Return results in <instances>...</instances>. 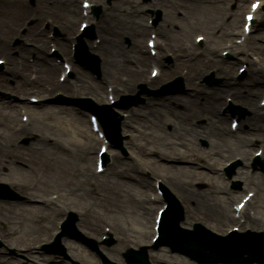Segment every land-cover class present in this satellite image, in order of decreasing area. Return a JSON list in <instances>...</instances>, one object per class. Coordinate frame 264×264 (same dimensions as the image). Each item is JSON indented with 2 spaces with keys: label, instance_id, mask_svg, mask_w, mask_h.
I'll return each mask as SVG.
<instances>
[{
  "label": "bare ground",
  "instance_id": "6f19581e",
  "mask_svg": "<svg viewBox=\"0 0 264 264\" xmlns=\"http://www.w3.org/2000/svg\"><path fill=\"white\" fill-rule=\"evenodd\" d=\"M212 8L219 7V4L222 0H209ZM112 25V24H111ZM212 29L213 32H210L214 46L206 47L203 52L197 53L194 47H190L186 49L184 52L181 48L173 47V44H170L171 38L169 37V33L165 30H162L161 35L162 37L167 40L165 42L164 50L165 51H175L179 53L180 62L175 63L174 65L165 66V69L160 73L157 79H147L145 78V74L143 72L137 73L138 69L142 67L144 64L152 63L156 61L155 58H151L150 56L146 55L144 48L140 43V38L145 35L148 31V27L144 26V24H139L138 27L135 28L134 34L130 35V32L125 27L118 28V31H113V34L110 36L102 37V41H100L99 45L95 43L92 47V51L99 54L102 59V80L98 83H92L87 76L79 72L77 76V80L72 86H68L66 84H60L55 81V74L60 69L58 63H55L51 58L48 56V48L44 45L41 49L45 52H33L32 54L27 53V56L21 57L22 61H28L29 56L33 55L35 58V65L38 66L41 70V78L36 76L35 79H30L28 76L22 79L21 81H17L14 87H10L9 79H16L21 75L22 70H20V64L17 58L11 55L12 50L10 51L8 47H5V44L0 41V53L6 54L9 60V67H6L5 73L0 76V85L4 89L11 90V91H28L34 90L39 92L44 97L53 95L58 89H64L69 93L80 94L82 92L89 91V93L96 94L97 98L103 102H105V96L103 93L105 91L106 83L114 85V91H127L131 92L134 91V85L138 82H146L148 86L153 87L156 84L168 79L170 74L174 70L184 71L185 69L188 70V73L184 75L188 82V86L190 88L183 97L175 98V101L179 102L184 100L185 110L184 112L179 114L178 120H174L172 118H168L173 116V112H171V105L167 102L162 104H158L153 108H149L150 111L149 117L141 115V113L137 111H132L128 116V120H125L124 127L127 131L132 133L133 136H144L148 139L152 137L142 128L139 127V123L144 122L145 120L151 122H144V125L149 127L152 130H162L168 125H172L174 131L170 133V136L181 140L183 137L184 132L189 133L192 132L197 137H201L204 133L209 132L212 133L219 139L226 138V134L232 135L230 131L225 130V126L223 124L224 120L220 117L219 113L220 110L227 105L226 98L228 95L232 96L234 100H236L237 104L242 102L245 107H249L251 111L250 117L246 118V120L242 123L246 125L248 128V134H252L254 132L261 133L264 131V118H263V111L264 108L258 106L256 101V96L258 95V88H264V44H255L252 47V52L256 53L259 56V60L254 61L248 59V69H247V80L245 83H237L236 77L238 76L237 66L241 61H245V58L250 53L245 51V49L240 50L238 46L232 45L231 53L236 57L234 60L227 61L224 58H220L218 47H220L224 43V35H219V32H216V27H208ZM123 34L130 35L136 38V45H134V50L132 52L136 55L131 56L132 52H126L123 49V44L121 41V36ZM70 35V34H68ZM231 34L230 36H233ZM116 36H118L116 38ZM259 40H264V31H262L261 36L256 39V43H259ZM234 51L237 53L235 54ZM255 54V55H256ZM21 61L22 66L24 67V63ZM6 63V62H5ZM8 63V62H7ZM31 66H29L30 68ZM208 68H215L217 69L219 74H223V77H226L225 82L222 86L218 88H214L211 90H206L205 88L199 86L200 80L202 79L205 70ZM24 104V103H22ZM19 106H10L6 103L0 104V173L10 171L11 169L16 172H22L23 174L27 173L26 171L22 170L20 167L21 165H25L26 168L32 172H37L42 174L43 176H48L50 180H61L63 176H65L66 171L65 168L61 164V158L54 159L52 158V154L48 151L43 152L42 148L35 149L32 152H24L15 144V136H18L20 133L25 131L31 130L30 126L35 120L37 122L40 121L42 118V113L39 117H35L31 119V123L26 126H22L20 129L17 128L16 123V114L18 112ZM64 109V108H61ZM50 111V110H49ZM49 113V112H47ZM170 113V114H169ZM198 116L206 117L208 121V127L205 129H195L193 128L190 123L185 122V119L188 122L194 121V119ZM71 123V119H70ZM70 129L72 130V136L74 140L80 143V140L77 139L79 135L78 128L72 127V123L70 124ZM68 128V130H69ZM231 136L230 141L231 143L239 141V144L247 143L248 145L252 144V140L248 139L247 136L234 138ZM236 139V140H235ZM137 139H135L136 141ZM89 142L98 143V140L94 137L90 138ZM164 148V154L162 153L161 157L163 159H167L166 156H171L176 153L175 147H178V142L176 141H169L165 144H162ZM232 147V146H231ZM241 147V146H240ZM244 148V147H241ZM241 148H228L224 150V148L218 144H214L213 154L215 156H220L222 153L226 152H235L237 150L243 151ZM196 152V150L193 149ZM248 151V150H247ZM242 152L244 153L242 156V160L252 159L248 157L250 155L249 152ZM201 155H205L204 152L200 153ZM90 157L89 160H93L94 152H93V144L90 146L89 150ZM186 156L184 155V159ZM51 161H50V160ZM52 162V163H51ZM144 166H149V162H143ZM170 173L173 171L172 168H166ZM186 167L177 168L179 172L188 173L189 175L195 177L196 179L208 182L214 185L212 179H207L204 172H193L186 170ZM115 175L119 174L117 170H114ZM154 175H158V173L154 172ZM160 175V174H159ZM172 176V175H171ZM164 176V183L168 186H173L176 189L177 186L172 179L173 176ZM242 179L246 178V172H242L241 175ZM19 179H15L14 181H9L13 185H18ZM87 185L89 184L88 180L84 181ZM118 180H115L114 187L108 185L106 192V205L104 208L108 211V207H114L111 204V198H119L121 202H124L126 198L124 194L127 195L128 199L133 198L134 194H129L125 191L119 190L117 191L115 188L118 187ZM97 190L102 191L103 186L94 185ZM144 186L145 189L151 188V183L145 182L141 185ZM74 189L69 191L68 195H72L73 197H77L78 199L83 198V193L81 190H84L82 186L73 185ZM69 188V187H68ZM28 190H31V187H28ZM65 190V189H64ZM88 189L86 190V192ZM185 195L181 196V198L185 201H192L194 204V208L192 210V214H196L198 217H203V215H207L208 217L215 218L217 223L228 224L230 220H233V215L231 208L226 205L225 199H215L212 193L206 192H198L192 190L190 188H186L182 190ZM33 198H29L25 204V206H20L17 203H7L6 205L14 206L16 209L23 211V213L18 212L16 216H25L24 222L26 224L25 232H33V228L31 224L28 223L29 221V214H33L36 212L35 209L30 207L32 205ZM158 202L162 201V198L157 200ZM45 203L48 200L44 201ZM126 205L121 209V211L125 212L126 214L132 216V220L136 222L140 228H137L144 237H147L150 232V212L140 213L136 210V208L132 205V200H126ZM148 199L145 198L143 200L144 204H149ZM29 205H28V204ZM51 205H54V201H50ZM61 203V201L59 202ZM59 209L65 211L69 209L70 205L64 203ZM143 209L145 207L143 206ZM41 213V212H40ZM17 230L12 232L15 235ZM152 232L154 234V229L152 228ZM3 239V238H2ZM24 237L18 238L16 245L18 244H30L34 242L33 240L26 239ZM4 241V239H3ZM24 241V243H22ZM142 243V242H137ZM150 245V244H149ZM70 256L72 260L79 261L83 264H96L94 260L91 258L90 254L86 253L83 248L77 246H70L69 247ZM10 258L6 257L2 264H8ZM46 261V259H44ZM50 264H63L59 262H50Z\"/></svg>",
  "mask_w": 264,
  "mask_h": 264
},
{
  "label": "rangeland",
  "instance_id": "374dc122",
  "mask_svg": "<svg viewBox=\"0 0 264 264\" xmlns=\"http://www.w3.org/2000/svg\"><path fill=\"white\" fill-rule=\"evenodd\" d=\"M178 2H181V3H185V4H188V5H190V11H191V13H190V17L192 18V20L191 21H194V22H203L201 19H203L202 17L204 16V15H208L209 13L208 12H206V11H204V10H201V9H199L198 8V5L196 4V3H194V2H192L191 0H177ZM212 12H213V17H211V18H213V19H211V21H216L217 19H219L220 18V16H219V14H218V12L217 11H215V10H212ZM177 20H178V22H180L182 25V27L184 28L183 30H180V31H178L177 32V35H175V37H173L174 38V40L175 41H180V39H183V38H185V37H187L186 39H184L182 42H186V41H188V40H192V37H193V35H194V32H190L189 30V28H187V22L185 21V20H182V19H180V18H177ZM185 28H187V29H189L188 31L185 29ZM15 31H10V28L9 29H6L5 31H3L2 30V35H5V36H8V39H10L11 38V36H12V34L14 33ZM146 38L147 37H145V39H144V45H145V40H146ZM126 40V39H125ZM182 42H180V43H182ZM180 43H177L179 46H180ZM221 50V49H220ZM85 70H87V69H85ZM149 71V70H148ZM88 72V74H90V72L89 71H87ZM148 76H149V72H148ZM58 76H56V78H57ZM180 77H182V76H180ZM183 78V77H182ZM14 83V82H13ZM1 90V89H0ZM135 93V92H134ZM59 94H61V93H57L56 95H59ZM67 96V98H69V97H71V96H69V95H66ZM74 96H72V98H73ZM78 97H88L87 95H80V96H78ZM74 98H76V97H74ZM143 106L144 105H141L140 106V108H143ZM67 109H69V110H67V111H70L71 113H56V115L54 114L53 115V117L52 118H50V116H48L43 122L45 123L44 124V126H43V128L45 129H42L43 131H45L46 133H49V135H51L52 136V134H54L55 136H58L57 134H59V136H60V138H62V142L63 143H65V146H66V148H67V150H68V152L69 153H67L66 151H64L63 149H62V147H61V144H55V145H48V148H50L51 149V151L53 152V154H54V156L55 157H57L58 156V158H61V164H62V166L65 168V170H66V175L62 178V180L64 179V178H66L67 177V175H68V172L70 171V170H72V168L74 167V165H75V163H77V164H79V162L81 161V159L83 158V155H84V150H83V148H82V144H80L79 142H77L76 140H74V138H73V134L71 133V131L73 130V129H70L69 127H70V124L72 123V127L74 128H79V129H81L82 131H84V129H85V131H84V133L86 134V133H88L89 131V125H88V117L87 116H85V117H83V116H80L79 114H77L76 113V110H74L73 108H70V107H66ZM59 115H61L62 117H63V123L61 122V120L59 119L58 120V123H60V128L58 127V129L57 128H52L53 126H54V122H55V117H57V116H59ZM70 119H71V123H70ZM200 122H202V121H200ZM227 127L229 128V122H227ZM68 128H69V130H68ZM82 133V134H81ZM78 136H77V139L78 140H82V136H83V132H81ZM129 136L130 135H125V137H126V140L124 141V143H126V146H125V148H126V151H127V154H125V155H121L122 157H123V164L121 165V167H120V172H123L124 173V168H126V169H128L129 167H131L132 166V163H131V161H132V159L130 158V152H131V149L129 148V146H128V143L127 142H129V140H130V138H129ZM28 138H30L31 139V141L35 138V142L37 143V137L36 136H30V137H28ZM23 139H25V137H21V138H18V142L20 143V144H23V146H24V148L26 149V148H28V147H30V146H28V144H24L23 142H22V140ZM203 141H204V139H202L201 141H198V142H200V144H202L203 143ZM43 144H45V143H43ZM46 145H47V143H46ZM133 152H135V153H137V154H141L139 151H136V149H134L133 148ZM113 153H117V151H113ZM126 163H129V165L128 166H126ZM81 165L83 166L84 165V163L83 162H81ZM86 166V165H85ZM7 175L11 178V177H15V176H17L16 174H14V173H11V172H8L7 173ZM20 175V174H19ZM18 175V176H19ZM32 175L33 174H28L27 176H25L24 178L25 179H27L28 178V180L27 181H29L30 182V180H32L33 179V177H32ZM22 176V175H21ZM178 176L180 177V179L182 180V181H184V182H187V184H190V183H188V182H193V183H195V181L196 180H193V178L192 177H189V176H184V175H182V174H179L178 173ZM127 183H129V182H127ZM47 184H49V182L47 181ZM202 183H199V186H195V188L196 189H201L200 187L202 186L201 185ZM223 184V183H222ZM128 186H129V184H127ZM130 187V186H129ZM123 189H125V191L127 190L126 189V187H124ZM202 190H204V191H208V189H207V187H204V185H203V189ZM262 196V198H261V201H260V210H261V212H262V214L264 215V195H261ZM84 203V202H83ZM133 205L136 207V205H135V203L133 202ZM13 213H15L14 211H12ZM91 216L92 217H95L96 215L95 214H91ZM123 216H124V218L125 219H128V220H131L132 221V219L130 218V217H126L124 214H123ZM18 222V221H17ZM30 223V222H29ZM208 224H212V223H210V222H207ZM213 223H215L214 221H213ZM2 225H4V224H2ZM213 225V224H212ZM23 225H21L20 224V226H19V228L20 227H22ZM34 226V225H33ZM86 228H88L86 225H84ZM132 222L130 223V224H128V228L131 230V231H134V230H132ZM89 229V228H88ZM216 230H218L217 228H215ZM219 231V230H218ZM22 231H20V233H21ZM100 238V237H99ZM120 244L121 243H118V241L113 245V247H116V245L117 246H120ZM129 246H131L130 244L129 245H125L124 247H129ZM121 252V251H120ZM119 256V255H118ZM60 257V256H59Z\"/></svg>",
  "mask_w": 264,
  "mask_h": 264
},
{
  "label": "snow or ice",
  "instance_id": "6c2138e0",
  "mask_svg": "<svg viewBox=\"0 0 264 264\" xmlns=\"http://www.w3.org/2000/svg\"><path fill=\"white\" fill-rule=\"evenodd\" d=\"M84 6H85V7H88L89 5L85 4Z\"/></svg>",
  "mask_w": 264,
  "mask_h": 264
}]
</instances>
